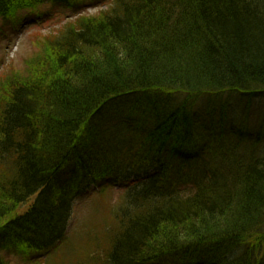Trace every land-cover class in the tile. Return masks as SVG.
<instances>
[{"label": "trees", "instance_id": "1", "mask_svg": "<svg viewBox=\"0 0 264 264\" xmlns=\"http://www.w3.org/2000/svg\"><path fill=\"white\" fill-rule=\"evenodd\" d=\"M46 5L76 18L0 77V264L63 256L72 202L123 183L102 264H264V0H0V21Z\"/></svg>", "mask_w": 264, "mask_h": 264}, {"label": "rangeland", "instance_id": "2", "mask_svg": "<svg viewBox=\"0 0 264 264\" xmlns=\"http://www.w3.org/2000/svg\"><path fill=\"white\" fill-rule=\"evenodd\" d=\"M113 6L112 2L95 6V9L82 11L80 15H95ZM92 7V6H91ZM29 12V13H28ZM34 12L31 16L30 13ZM39 20L42 25H31L30 22L19 19ZM76 17L72 12L52 8L48 5L19 11L14 19L0 21V77L4 74L11 77L22 73L25 63L40 51L41 40L64 29ZM20 23V24H19ZM22 24H26L22 26ZM264 111V101L252 110V119L259 122V116ZM264 113V112H263ZM256 114V116H254ZM261 147L262 144H259ZM250 148L254 147L249 145ZM124 192L113 187L105 188L80 197L72 205V218L68 230V244L65 254L52 259L49 264H102L99 262L95 248L107 245L112 225L113 214L123 199ZM102 252H98V257ZM7 264H39L36 257H25L24 254L4 255Z\"/></svg>", "mask_w": 264, "mask_h": 264}]
</instances>
